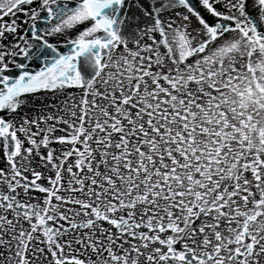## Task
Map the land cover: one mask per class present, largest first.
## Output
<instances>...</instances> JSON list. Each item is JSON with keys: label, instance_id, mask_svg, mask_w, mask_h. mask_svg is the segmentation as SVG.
Masks as SVG:
<instances>
[{"label": "snow or ice", "instance_id": "1", "mask_svg": "<svg viewBox=\"0 0 264 264\" xmlns=\"http://www.w3.org/2000/svg\"><path fill=\"white\" fill-rule=\"evenodd\" d=\"M0 264H264V0H0Z\"/></svg>", "mask_w": 264, "mask_h": 264}]
</instances>
